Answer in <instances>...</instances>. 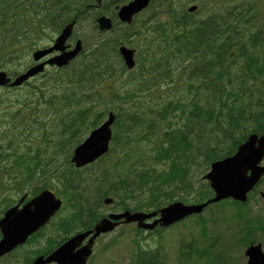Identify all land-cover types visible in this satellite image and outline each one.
Returning <instances> with one entry per match:
<instances>
[{
	"label": "trees",
	"instance_id": "16d2710c",
	"mask_svg": "<svg viewBox=\"0 0 264 264\" xmlns=\"http://www.w3.org/2000/svg\"><path fill=\"white\" fill-rule=\"evenodd\" d=\"M93 1L0 0V68L10 64L11 75L25 68L46 31L58 33L72 20L78 29ZM190 2L199 5L193 14L186 11ZM263 14L264 0H158L130 25L107 34H95V26L68 66L12 91L21 92L0 112V190L56 178L73 211L70 232L91 229L104 216L98 208L105 196L129 211L209 199L198 169L232 155L248 134L264 132ZM125 43L137 49L131 81L114 61ZM111 110L108 153L74 169L72 148ZM231 204L223 217L236 219L240 235L248 236L240 244H264V218L252 230L243 205ZM196 225L204 236L205 222ZM135 231L130 264H166L161 249H144ZM198 245L200 261L209 246Z\"/></svg>",
	"mask_w": 264,
	"mask_h": 264
},
{
	"label": "water",
	"instance_id": "95a60500",
	"mask_svg": "<svg viewBox=\"0 0 264 264\" xmlns=\"http://www.w3.org/2000/svg\"><path fill=\"white\" fill-rule=\"evenodd\" d=\"M149 0H134L127 6L121 8L118 13L120 20L129 22L132 15L140 11L148 4ZM193 8L190 9V11ZM99 29L110 28L108 19L101 17L98 20ZM73 23L67 25L61 32V35L56 40L53 48L37 52L34 58L37 60L40 57L50 53L53 50H58L61 54L48 64H55L57 66L66 65L80 50V43L78 42L73 50L65 51L64 42L70 36ZM121 54L125 58L128 67L133 66L132 51L120 48ZM43 64L28 70L24 75L15 79L11 86L20 85L29 77L41 72ZM9 80L5 74L0 73V86L6 85ZM114 117L110 114L108 120L103 123L98 129L93 131L89 138L74 151L72 163L76 167H82L88 163L93 162L97 157L107 150V143L110 139L109 126L113 122ZM264 157V134L260 137L251 135L248 140L239 146L237 153L221 161L211 164L210 171L205 175V179L210 182V187L214 190L216 196L207 201L205 204L197 206H184L182 203L175 202L166 208L160 210L161 217L155 220L152 224H144L143 221L156 215V212L150 214L144 213H129L124 212L118 215H109L108 219H102L98 222L93 230L79 233L69 239L65 244L59 247L46 260L41 257L37 258L33 264H46L55 262L57 264H84L90 254V247L94 239L101 233L111 231L117 224L112 223L111 220L124 219V223L137 222L138 227L145 229H152L158 223L161 226H167L176 222L187 215L200 212L208 203L219 201L224 198H232L237 201L245 202L246 193L259 181L260 177L264 175V167H258L259 162ZM49 193V192H47ZM110 199L104 200L105 204H109ZM49 206V202H46ZM49 208L45 212H38L37 219L33 222L34 217L20 216L14 219L13 223L8 226V223L2 230V239L0 240V256L10 251L17 244L24 242L26 236L34 231L36 222H41L48 218L57 209ZM28 214V213H27ZM88 243L82 248L75 251V249L82 243V241L90 236ZM249 257L247 264H264V255L261 253L260 245L250 247L246 251Z\"/></svg>",
	"mask_w": 264,
	"mask_h": 264
},
{
	"label": "rangeland",
	"instance_id": "374dc122",
	"mask_svg": "<svg viewBox=\"0 0 264 264\" xmlns=\"http://www.w3.org/2000/svg\"><path fill=\"white\" fill-rule=\"evenodd\" d=\"M261 22L264 24V14L260 18ZM90 22L87 19H84L79 28L76 30V35L81 36L85 38L87 34L91 30ZM47 43V42H46ZM205 172H202V169H199L197 172L199 178H201L204 175ZM260 192L264 194V180L263 183L259 187ZM223 206L229 207L228 203H224ZM250 208L254 212H262L264 210V200L257 196L253 201L250 202ZM111 208H101L100 211L104 214L108 213ZM207 214L204 215L206 217ZM187 220V219H186ZM225 224L228 223V221H223ZM190 225L189 219L187 221L182 222L181 224L175 226L174 228H170L169 230H162L158 235H153L154 237H161L162 241H166L168 239V242L164 243L165 249L167 251V258L169 260V264H177L176 262V249H177V242L180 243L182 239L186 238L185 233L189 236H194L196 239H200V235L197 232L196 228L191 225L188 229H186ZM221 224H218V227H209L212 230H217L219 234H230V230H225L222 227H220ZM133 225L128 226H122L117 229H115L113 232L109 234L102 235L98 237L95 241V244L93 246V259L89 264H129L130 255L133 249V243L131 241L133 237ZM186 229V232L184 233V230ZM236 227L233 226L232 235L234 237V234H236ZM171 231V232H169ZM143 235V234H142ZM145 236V235H143ZM257 238H260V234H257ZM227 239V238H225ZM113 240L115 242L113 243ZM173 240H176L177 242H171ZM111 242V243H110ZM202 242V241H200ZM113 243V244H112ZM199 243V242H198ZM109 244V245H108ZM107 245L108 247L105 249L104 246ZM143 246H149L153 247L156 246L155 242L151 239H148L145 243L142 244ZM232 250L228 251V254L230 256H234L233 259H235L232 263L230 261V264H245L244 261L241 259V254L243 250V246L238 244L237 239H233L231 242ZM221 246L219 243L217 244V247L215 248V252H220ZM239 257V259H238ZM205 263H213L214 257L211 252L207 253L206 256L203 258ZM225 259V257H224ZM232 259V260H233ZM11 259L5 258V260H2L0 264H10ZM198 264H204L203 262H199Z\"/></svg>",
	"mask_w": 264,
	"mask_h": 264
},
{
	"label": "flooded vegetation",
	"instance_id": "af4514ba",
	"mask_svg": "<svg viewBox=\"0 0 264 264\" xmlns=\"http://www.w3.org/2000/svg\"><path fill=\"white\" fill-rule=\"evenodd\" d=\"M65 218V217H64ZM56 221V217L54 218V222Z\"/></svg>",
	"mask_w": 264,
	"mask_h": 264
}]
</instances>
